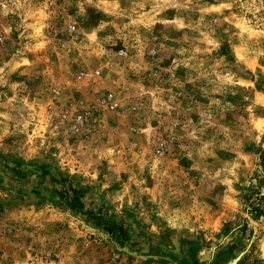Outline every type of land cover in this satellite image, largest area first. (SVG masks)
Here are the masks:
<instances>
[{"label": "rangeland", "instance_id": "1", "mask_svg": "<svg viewBox=\"0 0 264 264\" xmlns=\"http://www.w3.org/2000/svg\"><path fill=\"white\" fill-rule=\"evenodd\" d=\"M0 28V264H264V0H0Z\"/></svg>", "mask_w": 264, "mask_h": 264}, {"label": "trees", "instance_id": "2", "mask_svg": "<svg viewBox=\"0 0 264 264\" xmlns=\"http://www.w3.org/2000/svg\"><path fill=\"white\" fill-rule=\"evenodd\" d=\"M65 181V179L57 181L62 183L60 188H57L58 194L64 198L70 207L75 208L78 212H81L89 217L91 210L85 207V203L82 200L83 193L71 182L65 183Z\"/></svg>", "mask_w": 264, "mask_h": 264}, {"label": "built area", "instance_id": "3", "mask_svg": "<svg viewBox=\"0 0 264 264\" xmlns=\"http://www.w3.org/2000/svg\"><path fill=\"white\" fill-rule=\"evenodd\" d=\"M3 41V35H2V30L0 28V43ZM88 75H91V72H84V71H81L78 73V78H81V77H85V76H88ZM112 106V105H111Z\"/></svg>", "mask_w": 264, "mask_h": 264}, {"label": "clouds", "instance_id": "4", "mask_svg": "<svg viewBox=\"0 0 264 264\" xmlns=\"http://www.w3.org/2000/svg\"><path fill=\"white\" fill-rule=\"evenodd\" d=\"M208 42L213 44V46H215V43L212 40H209Z\"/></svg>", "mask_w": 264, "mask_h": 264}]
</instances>
